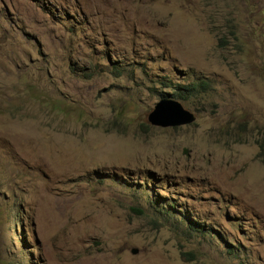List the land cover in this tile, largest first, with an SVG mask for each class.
<instances>
[{"label": "rangeland", "instance_id": "374dc122", "mask_svg": "<svg viewBox=\"0 0 264 264\" xmlns=\"http://www.w3.org/2000/svg\"><path fill=\"white\" fill-rule=\"evenodd\" d=\"M0 264H264V0H0Z\"/></svg>", "mask_w": 264, "mask_h": 264}, {"label": "water", "instance_id": "95a60500", "mask_svg": "<svg viewBox=\"0 0 264 264\" xmlns=\"http://www.w3.org/2000/svg\"><path fill=\"white\" fill-rule=\"evenodd\" d=\"M161 114L175 119L177 126L188 125L194 120L191 113L185 111L177 101L172 99H160L156 102L153 110L147 116V121L151 125H157L156 119Z\"/></svg>", "mask_w": 264, "mask_h": 264}, {"label": "trees", "instance_id": "16d2710c", "mask_svg": "<svg viewBox=\"0 0 264 264\" xmlns=\"http://www.w3.org/2000/svg\"><path fill=\"white\" fill-rule=\"evenodd\" d=\"M171 89H173L174 92L171 93L170 95L167 94L166 95L167 98H162V99H172V100L173 99H179V100H184V99H186L188 96H190L194 92L195 86L190 85V86H187L186 88H182V89H180L178 86H176L174 88L171 87ZM179 90H182L185 93L182 94L181 92H179ZM161 96L163 97V95H161ZM189 226L190 227L188 229L190 231L194 232V233H201V234H204L205 233L203 229L196 227L197 225H195V224H192L191 223ZM13 228H14V226H12V229Z\"/></svg>", "mask_w": 264, "mask_h": 264}]
</instances>
